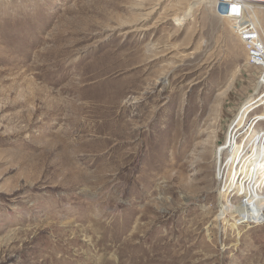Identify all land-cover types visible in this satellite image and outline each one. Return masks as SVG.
<instances>
[{
    "label": "rangeland",
    "instance_id": "1",
    "mask_svg": "<svg viewBox=\"0 0 264 264\" xmlns=\"http://www.w3.org/2000/svg\"><path fill=\"white\" fill-rule=\"evenodd\" d=\"M192 2L0 0V264H264L216 173L239 111L264 131L261 69Z\"/></svg>",
    "mask_w": 264,
    "mask_h": 264
},
{
    "label": "bare ground",
    "instance_id": "2",
    "mask_svg": "<svg viewBox=\"0 0 264 264\" xmlns=\"http://www.w3.org/2000/svg\"><path fill=\"white\" fill-rule=\"evenodd\" d=\"M200 1H202V0H200ZM208 1L210 3H212V5H213L214 0H208ZM195 5H196V0H193V2L191 3V6L190 5L189 6L193 8ZM190 11H191V8L183 15L182 18H177V20L178 19H180V20L186 19L188 16L191 15ZM248 17L252 18L260 26V24L262 23L261 22L262 20L260 19V17L264 18V9L252 8L251 11H248ZM178 23H182V22L179 21ZM229 23H230V26H231L232 22H229ZM262 30H263V28H262ZM263 65L261 66L263 73H262L259 81L257 82L256 89L260 87V84H264V66ZM250 102H251V100H250ZM237 117H238V120L236 121L235 119ZM244 117H245L244 110L243 111H239V113L234 118L235 123H234V120L232 122L234 124H236V125L240 124L241 128H243L244 131H246L245 132L246 135H245V137L244 136L243 137L247 138V139L245 140V143H244L243 146L242 145H237L232 140L233 136L229 140H228V138L226 139V141L218 149L217 154H216V158L218 159V163H219L216 173H217V178L222 180L223 176H224V171H225L226 167H228V170H231V172H232V169H234V171L232 173V176H231L229 181H231L233 179V177H235V180L239 179V175H235L236 173L237 174L241 173L245 178H247L246 187L248 188V193H247L248 201L245 202L244 206L241 205L242 208H240V209H242V210H240V211H244L246 214L247 213L250 214L251 210L255 209V211H258V208L260 206H262V207L264 206V131H260V130H257L255 128H250L249 131H248L246 126H245V124L243 123L244 122V120H243ZM232 125L233 124L231 123L230 127ZM238 144H240V143H238ZM242 149H244V151L245 150L246 151L244 153H241ZM226 151H228V155L223 157L225 155ZM221 164H222V167H221ZM223 181H224V186H225L226 183H227V176L224 177ZM237 187H238V190L239 189L240 190L244 189L241 185H238V184H237ZM219 204H220L221 207H224L225 209H228L230 211L231 210H235V209H237L239 211V208H238L240 206L239 204H234L233 205L230 202H226L225 204L222 203V202H219ZM103 243L104 242H102L101 244H103ZM133 253H134V251H133ZM95 260H96V258H95Z\"/></svg>",
    "mask_w": 264,
    "mask_h": 264
},
{
    "label": "built area",
    "instance_id": "3",
    "mask_svg": "<svg viewBox=\"0 0 264 264\" xmlns=\"http://www.w3.org/2000/svg\"><path fill=\"white\" fill-rule=\"evenodd\" d=\"M212 8L219 18L232 22V31L241 41L246 51L247 63L250 66L260 68L261 76L263 73L261 66L264 64V36L259 24L248 17V11H251L252 8L264 9V0H214ZM254 117L255 115L248 116L247 128L249 124L253 128L256 122ZM246 139L244 138L243 142ZM243 142L240 144H243ZM245 151L243 149L241 153Z\"/></svg>",
    "mask_w": 264,
    "mask_h": 264
}]
</instances>
